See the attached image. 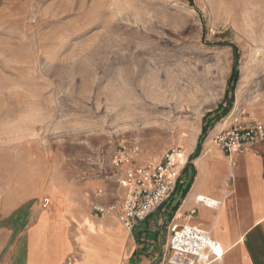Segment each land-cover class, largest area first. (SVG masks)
Masks as SVG:
<instances>
[{
    "label": "rangeland",
    "instance_id": "rangeland-1",
    "mask_svg": "<svg viewBox=\"0 0 264 264\" xmlns=\"http://www.w3.org/2000/svg\"><path fill=\"white\" fill-rule=\"evenodd\" d=\"M232 115L264 119V0H0V212L66 193L74 257L101 251L85 218L116 217L115 151L157 162Z\"/></svg>",
    "mask_w": 264,
    "mask_h": 264
},
{
    "label": "crops",
    "instance_id": "crops-1",
    "mask_svg": "<svg viewBox=\"0 0 264 264\" xmlns=\"http://www.w3.org/2000/svg\"><path fill=\"white\" fill-rule=\"evenodd\" d=\"M221 128L217 124L212 137ZM193 139L185 155L182 186L166 205L138 222L131 234L115 216L92 219L98 228L92 238L101 251L84 249L85 256L74 257L77 240L82 241L75 226L78 211L69 195L59 192L45 207L0 212V264H170L160 233L168 232L171 219L182 222L194 208L191 222L209 230L223 247L208 264H264V140L230 157L208 139L192 158ZM197 196L221 203L217 208L196 204Z\"/></svg>",
    "mask_w": 264,
    "mask_h": 264
},
{
    "label": "built area",
    "instance_id": "built-area-1",
    "mask_svg": "<svg viewBox=\"0 0 264 264\" xmlns=\"http://www.w3.org/2000/svg\"><path fill=\"white\" fill-rule=\"evenodd\" d=\"M264 140V119L247 120L241 116H230L229 124L213 137V143L232 157ZM117 170L116 180L121 188L120 200L115 209L116 217L131 234L136 224L145 220L154 210L166 205L179 186L181 176L188 163L182 147L167 149L157 162L136 163L132 154L118 149L112 155ZM232 178V174L230 175ZM196 204L217 208L220 201L209 196H197ZM49 198L42 200L45 207ZM99 213L104 208L95 207ZM196 209L187 212L184 221L171 219L167 224L169 237L166 243V262L170 264H208L220 256L219 244L209 230L191 222Z\"/></svg>",
    "mask_w": 264,
    "mask_h": 264
},
{
    "label": "trees",
    "instance_id": "trees-1",
    "mask_svg": "<svg viewBox=\"0 0 264 264\" xmlns=\"http://www.w3.org/2000/svg\"><path fill=\"white\" fill-rule=\"evenodd\" d=\"M236 58H237V56H236V52H235V59ZM237 79H238V69L236 67H233L231 74L229 76V79H228V83H227V87L225 89L223 100L220 102V104L217 107V109L218 108L222 109V116H225L230 109V105L232 104L233 93H234V88H235V84H236ZM223 105H224V107H223ZM218 118H220V117H216L215 121H218ZM209 128L210 127L206 122L203 123V125L201 127V135L202 136L206 135ZM200 143H201V140L198 142L193 154L191 155L192 158L196 157L199 154V151L201 149Z\"/></svg>",
    "mask_w": 264,
    "mask_h": 264
},
{
    "label": "bare ground",
    "instance_id": "bare-ground-1",
    "mask_svg": "<svg viewBox=\"0 0 264 264\" xmlns=\"http://www.w3.org/2000/svg\"><path fill=\"white\" fill-rule=\"evenodd\" d=\"M221 125V124H220ZM183 149V155H186L187 151H188V145H185L182 147ZM113 207H110V209H112ZM74 222H77V220L75 219ZM83 229H86L88 232H90L91 234H95L97 232V228H96V224L89 218H85L84 219V223H83ZM84 232L83 230H80V237H78V239H82L84 240ZM221 249H223L222 246H220ZM219 248V253L221 255V249ZM83 256H85L84 254H82ZM81 263V262H80Z\"/></svg>",
    "mask_w": 264,
    "mask_h": 264
}]
</instances>
